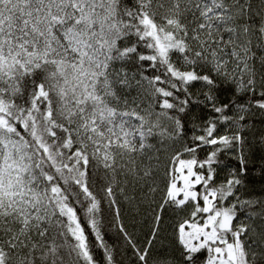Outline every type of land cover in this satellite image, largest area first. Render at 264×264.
I'll return each mask as SVG.
<instances>
[{
	"label": "snow or ice",
	"instance_id": "snow-or-ice-1",
	"mask_svg": "<svg viewBox=\"0 0 264 264\" xmlns=\"http://www.w3.org/2000/svg\"><path fill=\"white\" fill-rule=\"evenodd\" d=\"M0 264H264V0H0Z\"/></svg>",
	"mask_w": 264,
	"mask_h": 264
}]
</instances>
